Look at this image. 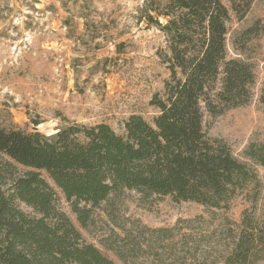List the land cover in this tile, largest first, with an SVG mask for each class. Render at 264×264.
<instances>
[{"label":"trees","instance_id":"16d2710c","mask_svg":"<svg viewBox=\"0 0 264 264\" xmlns=\"http://www.w3.org/2000/svg\"><path fill=\"white\" fill-rule=\"evenodd\" d=\"M250 6L234 3L233 11L243 18ZM143 19L164 34L169 51L163 63L170 79L163 95L151 100L158 110L152 123L132 115L122 134L101 123L70 124L53 136L0 126V179L14 165L28 169L8 191L0 188V264H116L83 238L59 207L58 191L82 229L96 209L114 207L127 191L210 210L229 209L230 200L241 194L250 206L239 222L222 219L216 261L208 263L212 239L183 232L202 217L171 229L143 227L140 235L150 234L143 241L147 251L141 239H134L132 247L117 249V256L128 262L144 252L158 264L264 261V182L255 166L238 160L223 139L209 137L204 127L206 115L222 116L253 98L252 65L229 58L230 10L222 0H166L157 8L146 5ZM248 34L264 35V27L255 25ZM259 101L264 105V82ZM245 155L264 170V144H250Z\"/></svg>","mask_w":264,"mask_h":264},{"label":"rangeland","instance_id":"374dc122","mask_svg":"<svg viewBox=\"0 0 264 264\" xmlns=\"http://www.w3.org/2000/svg\"><path fill=\"white\" fill-rule=\"evenodd\" d=\"M160 2L164 5L166 0H0V126L53 136L70 124L91 127L101 123L122 134L132 115L152 123L158 110L151 100L163 95L170 79L163 63L169 51L164 34L143 17L146 5L157 8ZM222 2L232 16L229 58L250 63L256 82L248 105L219 117L206 115L204 127L209 137L223 139L238 160L255 166L264 182V170L245 155L250 144H264V105L259 101L264 82V35L248 34L255 25L264 27V0ZM247 2L251 6L240 18L233 4L244 7ZM14 166L2 174V191H8L15 177L28 171ZM43 176L54 185L45 173ZM58 205L83 238L116 264H158L144 252L124 262L116 250L130 248L134 239H141L142 251H147L143 241L150 234L141 236L143 227L171 229L198 217L202 219L190 224L193 229L183 232L192 233L197 240L203 236L212 239L208 263L216 261L222 251L216 244L222 219L239 222L250 206L241 194L230 200L229 209L210 210L194 202H175L169 196L143 198L127 191L114 207L103 204L96 209L89 226L82 229L60 191ZM20 207L31 212L24 204Z\"/></svg>","mask_w":264,"mask_h":264}]
</instances>
